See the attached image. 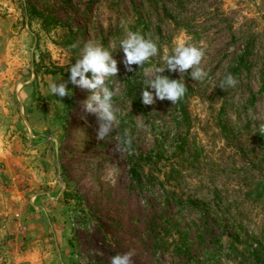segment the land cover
I'll list each match as a JSON object with an SVG mask.
<instances>
[{
  "label": "rangeland",
  "instance_id": "obj_1",
  "mask_svg": "<svg viewBox=\"0 0 264 264\" xmlns=\"http://www.w3.org/2000/svg\"><path fill=\"white\" fill-rule=\"evenodd\" d=\"M130 32L158 48L132 72ZM178 37L203 47L207 76L144 105ZM88 43L117 61L104 140L82 109L92 92H49ZM262 126L264 0H0V264H264Z\"/></svg>",
  "mask_w": 264,
  "mask_h": 264
},
{
  "label": "clouds",
  "instance_id": "obj_2",
  "mask_svg": "<svg viewBox=\"0 0 264 264\" xmlns=\"http://www.w3.org/2000/svg\"><path fill=\"white\" fill-rule=\"evenodd\" d=\"M120 46L124 55L123 64L128 72L133 71L132 65L143 67L158 53L156 44L138 33H128L127 38L120 42ZM203 57V47L186 44L184 37H178L173 53L164 57L165 65L155 68L154 78L144 82L146 86L142 88L141 102L144 105H152L155 100H167L172 105L176 104L187 91L185 83L181 82L184 73L191 70L190 78L193 81H201L207 76V72L199 67ZM165 70L180 74L181 79L174 80L160 75ZM89 72L91 78L86 76ZM68 73L67 81L60 80L49 84L50 94L61 99L70 97L72 93L68 90V84L92 92L93 94L83 102L82 109L84 113L96 116L98 124L96 138L104 140L112 131L113 124L118 123L117 110L112 103L114 92L106 86L107 78L116 77L118 74L117 61L102 46L88 43L83 49V55L70 66ZM236 83L235 78L228 74L221 82L220 89L234 87ZM145 89L154 90V95L152 91ZM261 132L264 133V126L261 127ZM130 148L131 140L127 138L116 146L117 151H129ZM132 256V252L115 255L111 258L110 264H133Z\"/></svg>",
  "mask_w": 264,
  "mask_h": 264
}]
</instances>
